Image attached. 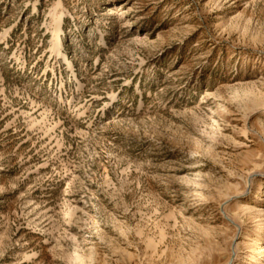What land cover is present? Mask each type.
I'll return each mask as SVG.
<instances>
[{
  "label": "rangeland",
  "instance_id": "rangeland-1",
  "mask_svg": "<svg viewBox=\"0 0 264 264\" xmlns=\"http://www.w3.org/2000/svg\"><path fill=\"white\" fill-rule=\"evenodd\" d=\"M0 264H264V0H0Z\"/></svg>",
  "mask_w": 264,
  "mask_h": 264
}]
</instances>
